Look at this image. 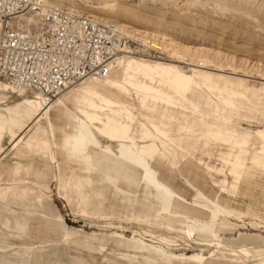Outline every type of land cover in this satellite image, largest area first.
<instances>
[{
	"label": "rangeland",
	"instance_id": "374dc122",
	"mask_svg": "<svg viewBox=\"0 0 264 264\" xmlns=\"http://www.w3.org/2000/svg\"><path fill=\"white\" fill-rule=\"evenodd\" d=\"M51 1L56 3L55 0ZM90 2L95 6L101 0ZM117 2L119 7L114 19L129 24L140 33L151 35V41L153 37L160 38L166 35L176 43L189 47V54H182L188 59L199 57L207 59L210 63L195 69L212 76L209 86H217L224 92H244L259 96L252 99L251 104L243 102L242 108L231 112L223 99L219 100L214 96L216 93L212 94L207 89H194L189 95L192 103L186 105L191 111L193 105L199 107L203 119L205 118L208 124L193 130L198 127V122L194 118L169 114L161 109L160 105L159 109L155 110L142 108L137 97L131 94L113 89L107 93L103 89L109 98L130 107L136 118L139 117L138 110L146 119L152 122L162 121L171 127L169 136L174 144L165 140V143L155 145L154 150L157 153L154 152L153 155L164 154L163 150L167 154L159 160L158 156L155 167L162 178L186 199L191 201L195 196L187 184L189 182L212 201L218 199L219 190L215 189L216 184L226 188L234 197L244 198L249 202L256 201L254 214L247 215V205H243L245 201L240 199L239 211L246 215H242L241 220L232 221L234 231L223 235L225 245L237 249L238 243L242 240L240 237L244 235L264 239V229H258L255 225L264 226L262 219L264 167H261V160L256 154V150L261 147L257 139L259 134L264 133V0H117ZM76 4L80 5L76 11L92 15L85 8V0H76ZM66 7L75 9L73 4ZM96 16L108 18L103 15ZM140 33L126 35L131 45L141 38ZM143 45L136 46L140 53L132 56V60L156 65L173 63L168 52H159ZM175 61L178 62L180 71H184L185 62H179L177 59ZM191 68L194 67L188 69ZM186 73L194 72L188 70ZM196 76L199 79L200 75ZM90 82L91 80L84 82L72 91L84 89ZM97 88L101 89L98 85L91 89L98 91ZM25 98L34 99V94L29 93ZM23 99L11 92H5L0 96V148L10 156L4 159L5 162L0 163V172L3 169L8 172L11 179L10 189L14 190L13 196L0 197V264L4 261H8L9 264H104L105 261H108V264H148L146 260L141 257L135 258L133 256L135 254L131 253L137 251L136 247L140 245L131 243L129 250L125 246L118 249L114 245L116 240L111 236L121 233L129 240L136 238L144 243L152 242L147 235V232L153 234L150 229L141 227L138 223H129L128 220L133 219L134 215H142L145 220L147 216L152 217L153 213L143 211L139 205L125 203L122 197L115 196L100 176L93 177L92 188L85 186L86 173L80 166L66 163L63 157L61 150L63 122L57 120L61 115L60 109L55 107L51 110L56 126L55 138L50 131L46 132L45 124L42 129H38L42 134L37 141L32 140L36 127L40 125L36 122L29 124L23 134H20V128L24 123L18 118L13 122L17 127L14 130L5 126L4 116L13 114L12 117H15L16 107ZM254 105L260 112L249 110ZM166 119L167 121H164ZM215 119L232 121L234 126L224 122L223 127L215 132L214 126L212 127ZM185 123H190L189 128H192L193 132L179 135V126ZM11 131H15L21 137L20 148L16 150H6L11 144ZM227 131L233 136H225L224 133L227 134ZM134 132L138 139L142 137V129L135 128ZM29 144L38 148L34 149V154L31 150L30 152L25 150ZM151 144H153L151 140L142 143L143 146ZM178 146L183 147L180 149ZM230 152L244 157L247 169L228 167L223 158L224 154ZM21 153L23 157H20ZM53 157L56 158L55 164L52 163ZM200 160L202 161L199 162ZM234 172L236 175H233ZM73 178L89 196L87 208L77 207V195L71 192L72 195L68 188L66 192L67 196H71V206L60 195V187L64 185L68 187ZM122 189L129 192L130 188L123 185ZM132 193L139 195L138 200L145 203L143 191L134 189ZM5 199L13 209L10 212L12 216L7 217L3 212L1 202ZM177 208L184 210L186 206L180 204ZM106 217L111 221L106 222ZM6 220L10 222L9 227L4 225ZM55 220L63 222L56 223ZM135 233L138 235L135 236ZM174 233L175 236L179 234L178 231ZM65 236L69 237L67 242ZM175 236L168 238L173 240ZM177 242L172 247H167L156 241V246L165 250L163 254L165 260L177 264H190L198 260L207 264L212 260L214 264H225L226 260H228L226 264L230 262L252 264L247 258H235V254L229 249H222L213 256L212 252L195 242L183 239ZM35 246L39 248L33 253L24 254L25 249ZM197 255L199 257L193 258Z\"/></svg>",
	"mask_w": 264,
	"mask_h": 264
},
{
	"label": "bare ground",
	"instance_id": "6f19581e",
	"mask_svg": "<svg viewBox=\"0 0 264 264\" xmlns=\"http://www.w3.org/2000/svg\"><path fill=\"white\" fill-rule=\"evenodd\" d=\"M42 1L48 5L52 4L56 7L69 10L72 13L94 18L100 22H114L125 35L132 36V33H137V35L140 33L135 28L129 26V24H123L113 18L119 7L117 0H101L95 6L90 0H85V8L88 10V13L92 14L91 16L84 12L76 11L80 8V5L76 4V0H55L56 3L51 0ZM68 4H73L75 9L72 10L66 7ZM96 15H103L108 18H101ZM24 17L33 18L34 15L30 14L22 18ZM1 30L2 25L0 23V32ZM140 34L141 38H138L140 42L156 51L168 52L173 63L156 65L132 60V56H128L127 58L113 62L111 71L106 77H94L84 80L80 84L57 94L52 99H48L40 93H36L34 99H27L25 95L28 93L19 90L15 85L0 77V96L5 92H11L12 94L24 97L23 101L16 107V112H14L15 117H12L13 114H10L9 110L10 116H4L6 118L5 126L11 127V130H14L17 127L13 125V122L16 121L15 118H18L24 123L20 128V134H23L29 124L35 122L40 124L37 128H40L42 124H46L53 138H55L56 126L51 116V110L56 105L63 107L66 113L64 112L57 119L63 122L61 150L66 163L80 166L82 171L86 173L85 186L92 188L94 184L93 177L100 176L103 178V183L114 192L115 196L122 197L125 203L139 205L143 211L153 213L152 217L147 216L145 220L142 215H134L133 219L128 220L129 223H138L141 227L150 229L153 234H148L147 232V235L152 239V242L146 241L148 243H144L136 238L129 240L125 235L115 233L111 237L116 240L114 245L118 249L125 246L129 250V246L133 243L144 246V248L137 246L138 250L131 252L135 254L133 255L135 258L141 257L148 264L165 262L166 264H177L176 262L173 263L165 260L166 257L163 255L165 250L162 247L156 246V241L163 243L167 247H172L173 244L178 243L177 240L183 239L195 242V244L212 252L213 256L214 254H218L222 249H229L235 254V258L244 257L250 260L252 264H264L263 238L244 235L240 237L242 240L238 243L237 249L231 245H225V238H223V235L234 231V223L232 221L234 219L241 220L242 215H246L239 211V206H241L240 199L245 201L243 205H247V215H251L254 212L253 209L256 201L249 202L247 199L234 197L226 188L218 184L215 186V189L219 190V193H217L218 199L212 201L187 181L195 196L191 201L186 199L174 190L168 181L162 178L155 167L158 163V156L159 160L162 156L167 155L164 150L162 153L165 155H153L154 152L157 153L154 150L155 145L165 143V140L174 144L169 136L171 127L162 121L152 122L146 119L138 110L139 117L136 118L131 113L130 107L116 99L104 97L100 93L103 89L107 93L110 92V89H113L117 92L128 93L137 97L142 108L155 110L159 109L158 106L160 105L161 109L167 111L169 114L194 118L198 122V127L193 128V130L200 129L208 124L204 120L205 118L203 119L199 107L193 105V110L191 111L186 105L192 103L189 95L192 94L194 89H207L212 94L216 93L214 96L219 100L223 99L231 112L242 108L241 104L243 102L251 104L252 99L259 98V96L256 94L248 95L244 92H224L217 86H209L208 84L212 81V76L195 69L200 65L204 66L210 63L207 59L202 57L188 59L182 56V54H189L190 48L176 43L166 35H162L160 38L153 37L154 39L151 41V35ZM175 59L179 62H185L188 68H194H184V71H180V67L177 66L178 62ZM126 60L127 62H125ZM188 70H192L194 73H186ZM196 74L200 75L199 79H197ZM90 80L97 81L96 83L99 84L98 86L101 89H97L98 91H96L90 87L78 90L77 92L72 91ZM66 94L68 95L66 96ZM65 98L72 99L70 106L64 103L63 99ZM74 105L77 107V110L72 108ZM249 110L255 113L260 112L255 105ZM164 121H167V119ZM214 122L212 127L214 126L215 132H218L220 127H223L224 122L232 124V121L219 119H215ZM189 125L190 123H185L179 126V135L192 133L193 130L189 128ZM135 128L142 129V137L140 139L136 137ZM228 131H230L229 128ZM11 132V144L13 148H16L21 143V137L15 131ZM224 135L227 137L233 136L229 132L227 134L224 133ZM148 140H151L153 144L143 146L142 143ZM257 141L260 142L261 147L259 150H256V154L259 160L262 161L264 160V133L259 134ZM175 144L177 145V143ZM182 147L180 146L179 148L181 149ZM224 156L223 161L228 167L247 169L245 158L241 155L230 152L224 154ZM142 160L147 164V178L145 168L141 167ZM256 162L259 163L258 161ZM74 180L73 178L68 187L67 185L60 187V195L71 206V196H67L68 192H66V188H68L70 193L72 192L75 196L77 195V207L87 208L89 206V196L85 194L83 187L78 185L76 180ZM123 185L127 186L128 189L130 188L129 192L122 189ZM134 189L140 190V192L143 191L145 203H141L138 200L139 195L132 193ZM180 204L185 205L186 209H178L177 206ZM108 221H111V219L106 217V222ZM55 222L62 223L63 221L55 220ZM255 225L258 229H264L262 224ZM174 231H178L179 234L175 236ZM136 235L138 234L135 233ZM174 236L173 240L168 238ZM67 238L66 236L64 237L65 240ZM214 250L217 251L215 252ZM29 251L32 250L29 248ZM227 261H225V264ZM212 262L210 264H214V260ZM190 264L207 263L198 260ZM230 264L232 263L230 262Z\"/></svg>",
	"mask_w": 264,
	"mask_h": 264
},
{
	"label": "built area",
	"instance_id": "2783aa9c",
	"mask_svg": "<svg viewBox=\"0 0 264 264\" xmlns=\"http://www.w3.org/2000/svg\"><path fill=\"white\" fill-rule=\"evenodd\" d=\"M30 14L39 15L40 32L19 25L15 34L7 32L12 19ZM0 23V77L48 99L84 80L106 77L113 62L137 56L136 46L143 45L138 40L131 45L114 22H100L42 0H0Z\"/></svg>",
	"mask_w": 264,
	"mask_h": 264
},
{
	"label": "crops",
	"instance_id": "0c3cea01",
	"mask_svg": "<svg viewBox=\"0 0 264 264\" xmlns=\"http://www.w3.org/2000/svg\"><path fill=\"white\" fill-rule=\"evenodd\" d=\"M122 65V64H121ZM119 67V66H118ZM116 68V67H115ZM114 69V68H113ZM112 69V70H113ZM97 81H94V80H92L90 83H88L86 86H85V88H95V87H97V85H99L98 83H96ZM98 89V88H97ZM102 96H104V97H106L107 96V98H109L108 97V94L107 93H104V90H101V93H100ZM13 95H16V94H13ZM35 95L36 94H34V97H35ZM18 97H20L19 95H17ZM26 96H28V94L27 95H25V97ZM21 98H24V97H21ZM63 101H64V103L67 105V106H70V101H72V99H68V98H65V99H63ZM56 108H58V109H60V111H61V114L63 115L64 114V109H63V107L62 106H59V105H56L55 106ZM55 107H53V108H55ZM72 108H75L76 110H77V107L74 105ZM66 113V112H65ZM44 124H42V126L40 127V128H37L36 127V129H35V132H34V135H33V137H32V140H36L37 141V138H39L40 136H41V134H42V132L40 131V130H38V129H42L44 126H43ZM46 125V124H45ZM47 126V125H46ZM46 129V128H45ZM49 131V129L47 128L46 129V132H48ZM44 133V132H43ZM44 143H46V141H43ZM21 144V143H20ZM20 144L16 147V148H12V146H11V144H9V147L6 149V150H13V149H18V148H20ZM31 144H29V145H27L26 147H25V150L27 151V152H30L29 150H31V153L33 152V154H34V151L35 150H37L38 148L36 147V146H30ZM1 149H3V148H0V156H1V161H0V163L3 161V162H5V160L4 159H8L7 157H10V156H8V153L7 152H5L4 150H1ZM35 149V150H34ZM26 151L24 152V153H26ZM20 155V157L22 156L23 157V155H22V153L21 154H19ZM2 162V163H3ZM2 169H3V167H2ZM9 174H8V172L6 171V170H2V172H0V197L1 198H8V197H10V196H13V191L14 190H12V189H10V185H11V179H9ZM1 206H2V209L4 210L3 212L4 213H6V215H7V217H8V215H11V213L10 212H12V208H11V206H10V204H9V202H8V200L7 199H5V201H3V202H1ZM12 216V215H11ZM10 222H9V220H6V221H4V225H5V227H9V224ZM12 226H13V222H12V224H11ZM11 225H10V227H11ZM69 240V237L67 238V240H65V242H67ZM39 247H37V246H35L34 248H30L32 251H29V248H27V249H25L24 250V254L25 255H29V254H31V253H33L35 250H37Z\"/></svg>",
	"mask_w": 264,
	"mask_h": 264
},
{
	"label": "snow or ice",
	"instance_id": "6c2138e0",
	"mask_svg": "<svg viewBox=\"0 0 264 264\" xmlns=\"http://www.w3.org/2000/svg\"><path fill=\"white\" fill-rule=\"evenodd\" d=\"M35 7L42 8V7H45V5L44 4H36ZM53 7H55V5H53ZM41 23H42V21H41L39 15H37L36 17H33V18H28V17H24L22 19H15L14 18V19H12L11 23L9 25H7V32H11V33L15 34L16 30H17V25H19V27H21L24 30L32 29L35 32H40L41 31V27H40ZM45 151H47V149H45ZM52 163L53 164L56 163L55 157H53ZM141 167L145 168V173H146V178H147L148 168H147V164L143 160L141 161ZM261 167H264V161H261ZM233 175H236V173L234 172ZM235 187H236V184L234 183L233 188H235ZM5 251H7V248H5ZM101 251H103V249H101ZM2 264H9V262L4 261V262H2ZM104 264H108V261H105Z\"/></svg>",
	"mask_w": 264,
	"mask_h": 264
}]
</instances>
